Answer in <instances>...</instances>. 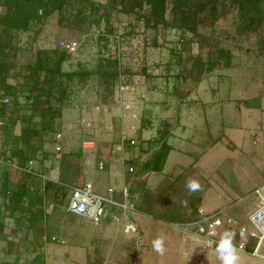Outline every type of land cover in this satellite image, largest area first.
Listing matches in <instances>:
<instances>
[{
    "label": "rangeland",
    "instance_id": "374dc122",
    "mask_svg": "<svg viewBox=\"0 0 264 264\" xmlns=\"http://www.w3.org/2000/svg\"><path fill=\"white\" fill-rule=\"evenodd\" d=\"M86 1L97 9L90 10L83 0H67L61 11L46 16L38 9V19L27 31L6 32L0 7V44L5 47L0 63L15 78L9 105L26 107L14 108L12 120L17 122L9 121L5 130L0 129L2 156H12L22 165L30 160L31 169L49 179L39 177L42 184L38 180L36 188L42 189L43 181L50 185L40 194L53 213L66 215L69 187L76 184L89 182L100 195L108 187L120 191L121 169L129 165L138 175L133 187L144 205L152 176L140 173L141 167L158 148L155 130L169 123L163 121L164 115L173 120L178 114L186 129L181 148L187 160L172 172L173 156H169L165 169L171 181L162 191L166 198L162 207L171 204L186 215L199 205L205 213L228 208L222 215H230L238 224L246 221L256 202L251 192L264 183V2L254 23L223 1L214 18L201 10L196 31L181 34L171 23L170 0L167 24L155 27L120 13V7L107 8V0ZM68 40H75L77 47L60 64L61 74L51 77L46 69L55 68L57 58L65 53L58 48L59 41ZM111 61L117 62L114 80L98 73ZM37 64L44 70L34 76L32 68ZM72 71L91 74L69 81L63 74ZM128 81L133 91L117 90L118 84ZM46 105L56 111L52 113L56 118L51 129L42 130L40 112ZM83 140L91 141V148L82 149ZM98 162L103 169H97ZM22 177L16 171L0 172V197L6 179L13 192ZM190 179L198 182L197 189L186 186ZM112 198L120 200L117 193ZM18 207V217L11 218L1 208L5 230L15 226L22 230L26 225V200ZM105 210L111 211L107 205ZM77 218L69 214L72 221ZM117 224L113 221L110 226L117 229ZM6 237L0 233V240ZM34 252L24 248L25 261L18 264H27ZM207 256L200 257L202 264Z\"/></svg>",
    "mask_w": 264,
    "mask_h": 264
},
{
    "label": "crops",
    "instance_id": "0c3cea01",
    "mask_svg": "<svg viewBox=\"0 0 264 264\" xmlns=\"http://www.w3.org/2000/svg\"><path fill=\"white\" fill-rule=\"evenodd\" d=\"M3 48H5L4 44H0V51ZM2 65L0 63V94L8 96V92L14 88L15 84L12 83L15 82V78L14 76H10L6 70L7 67L5 66L4 68ZM14 108L23 110L22 108L26 107L22 104H8L1 107L0 129L3 128L5 130L4 126L9 125V121L17 122L16 120H12L14 115L11 112L15 111ZM163 121L169 123L165 124L162 130H155L156 140L154 142L158 148L153 150L152 154L159 149L162 143L167 146V155L159 171H145L152 178L149 182L150 188L147 191L146 200H144L145 204L142 205L141 198L139 197L135 201L137 211L131 214V220L136 226L134 233H123L122 227L118 222L117 229L112 228L110 223H113L114 220L111 219V216H107L99 224H93L81 217L72 221V219H69V213L66 210V215L53 213V211L45 208L43 204L44 196L40 194V190L43 191L44 186L41 185L42 189H40V186L36 188L38 180L42 184V180L49 179L45 178L43 174L33 171L30 167L31 163L28 165L30 160L28 162L25 161L23 165L16 162L27 167L29 170L16 171L22 174L23 177L14 185L15 190L13 192L15 193L10 190L13 185L7 179L5 180V192L0 197V211L2 208L5 217H18L17 212L20 210L18 207L19 202L26 200V215H24L26 221L24 227L26 229L23 230L24 227H21L22 230H20V227L15 226L5 230L0 224V233H6L7 235L5 240H0V264H18L24 262V254L21 251L27 247L35 251L31 257L27 258V264H69L70 260L74 262L79 261V264H139L141 261L144 262V260L149 261L150 264L158 261L167 264H173L175 261H177V264H197V262L198 264H202L203 262L200 257L205 254L208 255L206 264L219 262L220 260L215 251L216 245L209 249H204L200 243L183 240L182 234L169 225L170 223H178L187 218L195 217L198 210L204 213L205 211L199 205L193 208L195 210H192L191 214L186 215V213H183L179 209L170 207L171 204L168 207H162V204L166 203V198L163 197L162 191L168 186L169 181H171L168 180L166 173L169 170L178 172L181 163L187 160L183 156L181 148L185 144L182 133L186 130L185 126L181 123V116L176 114L173 120H171L169 116L164 115ZM171 121H174L172 125L170 124ZM10 125L11 127L13 126L12 124ZM24 131L22 134L25 133ZM22 150L24 151L25 147ZM1 153L0 147L2 159L15 162V158L12 156L4 157ZM170 155L173 156V161L172 166L167 170L165 169V164ZM85 162H88V160H85ZM121 170V180L124 182V185L130 182V187L134 192L133 185L136 183L138 175H128L125 167ZM4 171L9 172L14 170L0 165V172ZM39 177L42 180L38 179ZM170 199L172 200V198ZM227 209L222 208L214 210V212L222 211V213H225ZM112 212L114 213L115 211ZM47 217L50 219L54 218V220L49 219L47 222ZM15 222L18 223V220H15ZM22 233H24L26 239H23ZM158 238L161 240L162 251H157L153 244ZM235 239L242 240L244 237H237ZM78 250H81V253ZM48 254H50V257L47 256ZM78 254L81 256L79 260H77ZM237 257L236 264H264L263 260L240 252H237ZM156 259L157 261H155Z\"/></svg>",
    "mask_w": 264,
    "mask_h": 264
},
{
    "label": "built area",
    "instance_id": "2783aa9c",
    "mask_svg": "<svg viewBox=\"0 0 264 264\" xmlns=\"http://www.w3.org/2000/svg\"><path fill=\"white\" fill-rule=\"evenodd\" d=\"M76 47L77 42L75 40L59 41L58 43V48L66 54L74 52ZM116 88L120 91H133V85L130 81L120 83ZM9 103L10 98L0 94V108ZM56 139L60 141L59 133L56 134ZM85 148H91V141H82V149ZM59 150L60 145H57L55 151ZM30 163L29 161L28 165ZM0 165L19 172L29 170L11 160H3L1 156ZM103 167L102 162L97 163V169L101 170ZM126 173L134 175L133 165L126 168ZM114 193L119 195L120 200L112 198ZM251 194L255 197L256 202L254 208L248 213L245 223L238 224L232 217L222 215V211L204 213L198 210L195 217L169 225L182 234L183 240L200 243L204 249L216 245L223 232H231L233 234L231 243L237 252L264 261V253H262L264 251V183L256 186ZM137 198L138 192H133L130 182L116 192L108 187L105 195L96 194L91 183L84 182L69 187L65 210L69 214L84 218L93 224H99L104 218L111 216L112 220L120 223L123 233H134L136 226L131 220V214L137 211L135 205ZM106 205L111 209L109 214L106 213ZM237 237H244V239L236 240Z\"/></svg>",
    "mask_w": 264,
    "mask_h": 264
},
{
    "label": "trees",
    "instance_id": "16d2710c",
    "mask_svg": "<svg viewBox=\"0 0 264 264\" xmlns=\"http://www.w3.org/2000/svg\"><path fill=\"white\" fill-rule=\"evenodd\" d=\"M66 1L67 0H0V7L3 8L5 30L6 32L9 30L27 31L31 24L38 19V9L46 16L52 12L61 11ZM83 1L87 3L90 10L97 9V7H93L92 2ZM223 1H227L228 5L234 7L238 11L239 16L249 23H254L258 20L261 14V4L264 2V0H170L172 13L171 23L181 34L185 32L194 33L196 31L195 26L200 21L198 13L201 10H208L210 17L214 18L217 6L222 4ZM166 4L167 0H107L106 5L109 9L120 7V13L134 15L137 19L141 20L145 26L152 25V27H155L159 24H167L165 18ZM80 14L81 12H78L77 16H80ZM66 55L65 53H61L57 58L55 68L46 69L51 77L56 74H61L60 64L67 58ZM41 69L44 70V68L37 64L32 68V75L37 76V73L41 71ZM98 73L104 78L114 80L118 74L117 62H108V67L105 68L104 66V69L99 70ZM90 74V71H72L64 73L63 75L71 81L76 76H78V80H83L90 76ZM13 98L15 99L14 94ZM52 113H56V111L50 105H46L45 109L41 110L40 116L43 119L41 122L42 130L51 129L52 123L56 118ZM166 155L167 146L161 143L159 149L145 160L141 167V171H159L165 161ZM49 186L47 182H44V191L47 190Z\"/></svg>",
    "mask_w": 264,
    "mask_h": 264
},
{
    "label": "clouds",
    "instance_id": "9594fccd",
    "mask_svg": "<svg viewBox=\"0 0 264 264\" xmlns=\"http://www.w3.org/2000/svg\"><path fill=\"white\" fill-rule=\"evenodd\" d=\"M186 186L190 190H195L199 187V184L196 180L190 179L188 180ZM232 236L233 234L231 232L225 231L221 234L216 244L215 251L221 261V264H236L237 262V252L231 243ZM153 244L157 251H162L161 240L159 238L156 239Z\"/></svg>",
    "mask_w": 264,
    "mask_h": 264
}]
</instances>
